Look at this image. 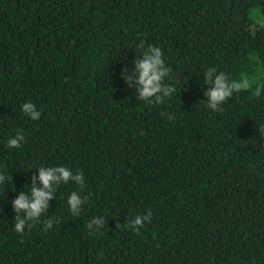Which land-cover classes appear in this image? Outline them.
I'll return each mask as SVG.
<instances>
[{
	"label": "trees",
	"instance_id": "trees-1",
	"mask_svg": "<svg viewBox=\"0 0 264 264\" xmlns=\"http://www.w3.org/2000/svg\"><path fill=\"white\" fill-rule=\"evenodd\" d=\"M263 21L264 0H0V264H264ZM149 45L175 88L151 104L121 76ZM210 68L256 83L214 111ZM59 166L84 185L17 233L13 201Z\"/></svg>",
	"mask_w": 264,
	"mask_h": 264
},
{
	"label": "clouds",
	"instance_id": "clouds-1",
	"mask_svg": "<svg viewBox=\"0 0 264 264\" xmlns=\"http://www.w3.org/2000/svg\"><path fill=\"white\" fill-rule=\"evenodd\" d=\"M137 47L142 48L143 42ZM163 52L159 47L149 45L147 48H143L142 57L137 58L134 68V73L138 75H128L127 66L124 67L121 76L123 79L129 82V87L134 82L139 92V99L146 101L147 103H153L151 98L154 97L155 102L162 101V97L159 93H163L164 96H171L175 92L173 86L163 85L162 81L165 76L169 74L171 69L165 67V61L163 59ZM206 82L212 83L214 86L206 93L208 97L207 106L214 111H222L220 107L226 102L233 92L239 93L241 91H250L253 88V84L256 83V78H249L247 74H242L239 80H229L227 74L220 71L217 74L216 68L208 69L206 73ZM264 90V85L257 84L254 90L256 96L261 95ZM22 112L29 116L32 120H39L41 112L36 109V106L27 102L22 105ZM169 119H175L174 115ZM25 137L22 132L17 131L14 137H11L7 141V145L10 148H20ZM11 179V176H9ZM5 180V176L0 174V184ZM75 181L78 185H84L83 173L77 170L75 173L69 167H40L39 169V185L36 184V178L32 177V185L30 194L21 192L19 196L13 201V209L17 213L14 217L15 231L17 233H23L26 227L31 229L34 223L38 222L45 213L48 207L49 199L53 198L54 185H58L61 181L64 184H68L69 181ZM69 210L74 215H78L80 212V206L83 203L81 196L73 191L67 200ZM145 221H151V211L144 216H136L131 222V228L139 233L140 229L144 226ZM103 220H94L87 224V228H91L92 224L101 225ZM53 221L47 220L45 227L51 228ZM91 234V233H90Z\"/></svg>",
	"mask_w": 264,
	"mask_h": 264
},
{
	"label": "rangeland",
	"instance_id": "rangeland-1",
	"mask_svg": "<svg viewBox=\"0 0 264 264\" xmlns=\"http://www.w3.org/2000/svg\"><path fill=\"white\" fill-rule=\"evenodd\" d=\"M261 20H263V19H261ZM263 23H264V21H263Z\"/></svg>",
	"mask_w": 264,
	"mask_h": 264
}]
</instances>
